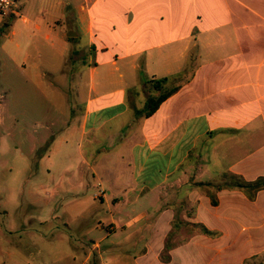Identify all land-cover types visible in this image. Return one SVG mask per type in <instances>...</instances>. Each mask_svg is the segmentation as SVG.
Returning <instances> with one entry per match:
<instances>
[{"label":"crops","instance_id":"obj_1","mask_svg":"<svg viewBox=\"0 0 264 264\" xmlns=\"http://www.w3.org/2000/svg\"><path fill=\"white\" fill-rule=\"evenodd\" d=\"M45 2L62 17L34 21L33 39L63 42L90 81L66 152L75 128L93 197L150 225L135 264H264V0ZM163 76L177 90L135 116Z\"/></svg>","mask_w":264,"mask_h":264},{"label":"rangeland","instance_id":"obj_2","mask_svg":"<svg viewBox=\"0 0 264 264\" xmlns=\"http://www.w3.org/2000/svg\"><path fill=\"white\" fill-rule=\"evenodd\" d=\"M16 10L0 15V264H135L150 225L123 227L140 210L118 220L112 201L93 197L75 128L67 152L63 141L89 93L85 60L59 40L33 39L34 21L62 17L45 0H18ZM160 162L149 176H160Z\"/></svg>","mask_w":264,"mask_h":264},{"label":"trees","instance_id":"obj_3","mask_svg":"<svg viewBox=\"0 0 264 264\" xmlns=\"http://www.w3.org/2000/svg\"><path fill=\"white\" fill-rule=\"evenodd\" d=\"M145 85H147L150 93L145 99L144 105L135 109V116H150L160 105V103L175 92L178 88L177 84H171L169 76L163 77H150L145 79ZM226 175V174H225ZM255 185L262 184L261 181L254 182ZM240 186L243 184L240 182ZM215 202L214 198L212 199ZM95 264V263H92Z\"/></svg>","mask_w":264,"mask_h":264},{"label":"built area","instance_id":"obj_4","mask_svg":"<svg viewBox=\"0 0 264 264\" xmlns=\"http://www.w3.org/2000/svg\"><path fill=\"white\" fill-rule=\"evenodd\" d=\"M18 0H0V15L11 16L16 14Z\"/></svg>","mask_w":264,"mask_h":264}]
</instances>
